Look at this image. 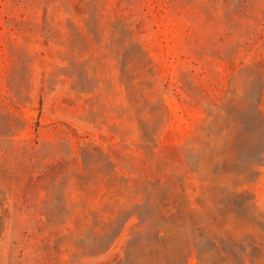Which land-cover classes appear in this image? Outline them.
<instances>
[{
	"label": "rangeland",
	"instance_id": "374dc122",
	"mask_svg": "<svg viewBox=\"0 0 264 264\" xmlns=\"http://www.w3.org/2000/svg\"><path fill=\"white\" fill-rule=\"evenodd\" d=\"M0 264H264V0H0Z\"/></svg>",
	"mask_w": 264,
	"mask_h": 264
}]
</instances>
